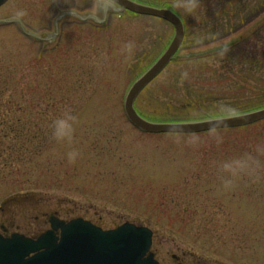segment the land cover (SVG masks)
<instances>
[{"label": "rangeland", "instance_id": "rangeland-1", "mask_svg": "<svg viewBox=\"0 0 264 264\" xmlns=\"http://www.w3.org/2000/svg\"><path fill=\"white\" fill-rule=\"evenodd\" d=\"M52 1L11 0L0 8V70H19L23 87L35 81L55 86L40 70H64V90L86 79L75 70H95L94 77L78 103L72 141L40 160L30 175L33 187L0 192V233L10 222L34 233L50 215L84 218L104 230L130 222L153 231L152 253L160 264H264V120L193 135L139 131L125 114L126 94L171 43L175 28L110 11L99 25L56 22L61 9ZM140 1L170 2L189 25L179 57L137 99L140 113L150 121H187L264 107V72L256 69L264 61V31L256 26L264 0L239 1L250 11L231 24L220 18L236 4L226 0H201L202 6ZM79 12L103 15L100 9ZM215 21L218 26H207ZM245 29L257 32L246 50L240 44L225 50ZM56 30L60 35L48 40ZM128 43L131 51H122ZM204 52L198 60L181 58ZM73 150L80 156L69 163Z\"/></svg>", "mask_w": 264, "mask_h": 264}, {"label": "water", "instance_id": "water-1", "mask_svg": "<svg viewBox=\"0 0 264 264\" xmlns=\"http://www.w3.org/2000/svg\"><path fill=\"white\" fill-rule=\"evenodd\" d=\"M9 0H0V8ZM119 5H106L100 9L102 17L66 12L58 19L72 18L82 22L103 24L107 14L129 11L136 15L154 17L167 21L175 28V37L161 57L139 77L129 89L124 110L129 122L149 134H201L222 129H234L264 120V108L235 116L194 122L154 123L143 118L135 109V102L144 89L151 84L171 63L179 51L185 27L182 20L171 10L143 5L133 0H112ZM111 8V9H110ZM100 12V11H99ZM50 36L48 40H53ZM54 232L33 241L20 236L10 239L0 237V264H159L151 253L153 232L145 227L126 223L111 231H104L83 219L70 223H55ZM31 254H35L30 257Z\"/></svg>", "mask_w": 264, "mask_h": 264}, {"label": "trees", "instance_id": "trees-1", "mask_svg": "<svg viewBox=\"0 0 264 264\" xmlns=\"http://www.w3.org/2000/svg\"><path fill=\"white\" fill-rule=\"evenodd\" d=\"M194 1L198 5L206 4L204 3L206 0H202L203 3L201 0ZM226 1L227 4L236 3L233 7L228 6L225 14L220 16L229 24L234 19L236 21L241 20V14L249 10L246 5H243L245 2H239L243 0ZM247 4H253V1ZM261 4L259 2V6ZM167 6L172 8L173 4ZM217 8L219 7L214 10H218ZM258 20L256 26L262 28L261 31L263 32L264 15ZM216 21L207 24V26L213 28L218 26L219 23ZM186 25L189 29V25ZM261 31L258 30V32ZM256 36L257 32L245 29L239 37H232L233 40L227 42L224 49L233 51L240 44L238 45L240 51H244L249 41ZM214 54L217 53L213 50L211 55ZM256 69L264 72V61H260L256 65ZM18 71L0 70V192L4 191V188L8 191L20 192L33 187L30 178L32 171L38 167L40 160L49 151L54 150L60 144L51 138L50 125L52 120L67 111H71V114L76 116L78 103L81 102L83 94L86 92V85L92 82L91 79L94 77L93 72L95 70H86V75L81 73L85 70H75L74 76H85L86 79L83 81L81 78H76L71 86L66 88L67 90L61 89L59 85L63 79L64 70L57 72L56 70H40L47 76V79L57 81L55 86L50 82L42 85L35 81L24 87L21 79L17 77Z\"/></svg>", "mask_w": 264, "mask_h": 264}, {"label": "clouds", "instance_id": "clouds-1", "mask_svg": "<svg viewBox=\"0 0 264 264\" xmlns=\"http://www.w3.org/2000/svg\"><path fill=\"white\" fill-rule=\"evenodd\" d=\"M132 44L128 43L123 46L122 51H131ZM76 117L67 111L55 117L50 125L51 138L57 143H70L75 134ZM67 160L69 163H75L80 156L79 151L73 150L68 152ZM227 167V166H226Z\"/></svg>", "mask_w": 264, "mask_h": 264}, {"label": "flooded vegetation", "instance_id": "flooded-vegetation-1", "mask_svg": "<svg viewBox=\"0 0 264 264\" xmlns=\"http://www.w3.org/2000/svg\"><path fill=\"white\" fill-rule=\"evenodd\" d=\"M71 2L73 1V0H70ZM78 1V3L76 2V3H74V6L73 5H71V4H67V5H65L64 3H62L63 2V0H53L52 1V5L53 6H59V8L61 9V10H67L68 8H70V9H73V10H86V11H93V10H98V9H101V6L100 5H103V4H109V5H115L114 3H112V1H110V0H77ZM79 1H82V3H79ZM71 6V7H70ZM73 6V7H72ZM107 8H109V7H107ZM46 215V214H45ZM44 215V216H45ZM51 216V215H50ZM50 216H48V220H47V222H46V224H45V226H41V229H38V230H36L34 233H30V232H25V231H23L21 228H13V226H14V224H13V222H10V223H8L7 224V227L8 228H5L4 226H2L1 227V229L3 228V231L5 230V231H7V233H4L5 235H7V234H11V233H21V234H24V235H26V236H28V237H37L38 235H40V234H42V233H44L45 231H47V230H49L50 229V220H51V218H50ZM11 228H13V229H11ZM22 231L24 232V233H22Z\"/></svg>", "mask_w": 264, "mask_h": 264}]
</instances>
